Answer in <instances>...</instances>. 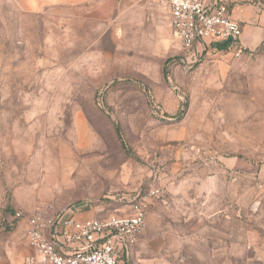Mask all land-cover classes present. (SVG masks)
Instances as JSON below:
<instances>
[{
	"label": "rangeland",
	"instance_id": "obj_1",
	"mask_svg": "<svg viewBox=\"0 0 264 264\" xmlns=\"http://www.w3.org/2000/svg\"><path fill=\"white\" fill-rule=\"evenodd\" d=\"M70 1L0 0V264L19 211L140 201L132 264H264V41L185 50L162 0L156 25L148 0Z\"/></svg>",
	"mask_w": 264,
	"mask_h": 264
},
{
	"label": "built area",
	"instance_id": "obj_2",
	"mask_svg": "<svg viewBox=\"0 0 264 264\" xmlns=\"http://www.w3.org/2000/svg\"><path fill=\"white\" fill-rule=\"evenodd\" d=\"M170 26L185 50L225 44L240 56L243 26L225 0H162ZM155 194V191H151ZM25 220L33 253L26 264H131L134 247L147 226L143 201L130 211L90 218L37 209L17 212Z\"/></svg>",
	"mask_w": 264,
	"mask_h": 264
},
{
	"label": "crops",
	"instance_id": "obj_3",
	"mask_svg": "<svg viewBox=\"0 0 264 264\" xmlns=\"http://www.w3.org/2000/svg\"><path fill=\"white\" fill-rule=\"evenodd\" d=\"M115 1L117 3V0H114V2ZM126 1H129V0H126ZM131 1H134V0H131ZM225 1L228 3L230 7L233 18L235 20H238L243 26V35H242L243 50L253 49V48L258 47L264 41V0H225ZM42 4H43V0L41 1L30 0L28 5H25V4L21 5V9H24L25 11L33 12V11L38 10ZM148 4H149V10H148L149 20L151 23L156 25L157 23H156L155 15H156L157 8L155 7L153 9L151 8L152 7L150 6L151 0H148ZM80 6H81L80 1L76 0V1L67 2V4H65L63 7H67V8L71 7V8L79 9ZM163 11L165 14L166 22H163V25H160V27L162 29L164 37L165 38L167 37V40L170 41L168 34H169V31L173 32V30L170 26L169 16L167 12L165 11V9H163ZM152 21H155V22H152ZM173 34L175 35L174 32ZM210 47H214L217 50H223V51L228 50V49H219L218 45L210 46ZM129 211L126 210L124 213H127ZM124 213H112V214H124ZM72 214L78 218L95 217V216L83 217L79 213V211H74ZM19 229L20 228L17 229V232H16L17 234L15 235V240H14L15 243L13 247L11 248V251L7 259L2 264H26L27 257L33 253V250L28 241L27 234L20 235L19 234L20 231H18ZM136 246L133 249L131 258H133V254L135 252Z\"/></svg>",
	"mask_w": 264,
	"mask_h": 264
},
{
	"label": "trees",
	"instance_id": "obj_4",
	"mask_svg": "<svg viewBox=\"0 0 264 264\" xmlns=\"http://www.w3.org/2000/svg\"><path fill=\"white\" fill-rule=\"evenodd\" d=\"M219 49H227V46L225 44H218Z\"/></svg>",
	"mask_w": 264,
	"mask_h": 264
}]
</instances>
